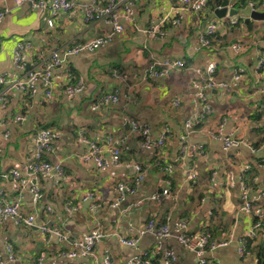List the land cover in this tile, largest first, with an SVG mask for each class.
<instances>
[{
    "label": "crops",
    "instance_id": "0c3cea01",
    "mask_svg": "<svg viewBox=\"0 0 264 264\" xmlns=\"http://www.w3.org/2000/svg\"><path fill=\"white\" fill-rule=\"evenodd\" d=\"M233 2L229 0L230 5ZM169 5V0H139L134 15L130 19H122L124 31L113 41L94 51L70 56L66 64L53 68L58 76L54 77L51 96L45 95L41 82H38L37 90L30 99L21 91L6 94L5 105L0 110V190L3 198L10 200L18 193L22 194L23 212L36 213L39 221L42 219L50 225H59L71 236L85 235L96 221L103 231L112 233V230H117L123 234L127 220L137 223L150 216L173 220L182 211L187 212L185 215L191 228H198L212 220L226 224L223 234L233 228L235 238L247 230L249 216L239 211L242 182L239 173L247 163L257 166L259 175L263 171L260 163L264 157V141H260L262 134L256 128L264 124V108H259V100L264 93V68L256 71L255 64L259 44L263 51L264 18L254 21L250 11L247 15L218 17L213 11L205 20L203 17L207 13L204 9L193 12L178 8L184 14L179 24L172 26L166 23L164 37L147 35L144 27ZM1 7L10 9L0 22V73L9 76L22 73L13 64V47L18 40L31 41V46L24 52V60L27 67H39L52 49L85 41L111 30V26L103 21H84L80 8L58 12L54 23L48 25L46 16L34 11L29 2L16 5L13 0H0ZM258 8L264 11V0ZM212 20L218 22L214 40L208 47H198V33ZM249 21H252L251 25L247 24ZM218 35H221L220 41ZM234 40L244 41L246 49L234 53L229 47ZM168 56L183 57L185 65L172 69L163 77L139 80L134 76L145 70L153 60ZM209 61L215 62V74L219 78L230 79L238 66L244 67V73L230 91L217 88L204 91L211 111L204 114L199 126L185 133L184 119L201 108V104L193 99L196 89L192 80L203 78ZM72 70L77 76H84L85 89L67 97L64 85L71 81L69 72ZM115 70L124 72L128 78L117 79ZM114 87L120 90L119 101L94 108V100ZM175 97L181 98L178 107L172 104ZM256 110L262 113L254 122L250 114ZM15 115H22L23 118L15 121ZM223 117L226 118L224 129L227 132L251 142L256 149L240 145L224 150L218 140L204 132L207 126H215ZM131 118L149 123L153 136H158L165 129L166 144L158 149L142 148L141 138L129 128ZM43 123L60 130V138L55 141L54 150L47 158L61 162L64 175L57 179L37 175L24 185L2 177L4 171L19 167L31 153L32 132L42 127ZM79 129H84L87 136L98 141L109 133L125 135L121 145L122 161L100 169L93 161L83 160L79 154L85 149V144L76 139ZM6 130L9 134L4 138L2 134ZM181 134L185 135L190 146L202 144L200 150L185 157V161L192 163L199 172V180L195 184L184 179L179 162ZM162 159L175 163L170 194L139 205L138 198L151 194L162 185L165 173L156 164ZM131 160L147 165L145 179L136 195L126 197L114 208L110 203L116 194V183L130 179L134 173L126 163ZM212 168L217 171V179L213 183L209 181ZM32 184L39 186L41 197L38 201L33 200ZM86 191L93 192L101 201V208L95 215L90 212L89 203L80 200ZM199 193H202L203 199H197ZM67 200L79 203L78 208L67 212L64 208ZM259 202L264 205V196ZM46 205H51V211L45 209ZM212 207L217 212L211 218ZM122 209L127 211L124 215H121ZM44 235L37 227L17 224L10 219L0 220V261L3 264H92L91 259L56 256L61 244L53 236L46 241ZM8 242L15 253L13 262L7 259L5 244ZM165 242L176 251L175 264L193 262L194 253L174 237ZM155 244V238L147 234L140 239L137 247H128L120 244L116 235L108 234L96 243L94 251L96 257L102 260L105 250L109 249L116 264H126L129 255L148 249L154 264H161L160 254L153 250ZM53 245L57 246L55 252L49 248ZM235 245L232 241L213 250L208 255L209 264H246L250 254L239 257ZM42 250L46 251V256L42 263H38L37 255Z\"/></svg>",
    "mask_w": 264,
    "mask_h": 264
},
{
    "label": "built area",
    "instance_id": "2783aa9c",
    "mask_svg": "<svg viewBox=\"0 0 264 264\" xmlns=\"http://www.w3.org/2000/svg\"><path fill=\"white\" fill-rule=\"evenodd\" d=\"M16 5L24 2H29L31 8L46 16L48 25L54 23V16L60 11H70L77 8L82 10L84 21L98 22L103 21L111 26L110 32L92 37L85 41H76L68 45H62L56 49H52L49 55L42 60L39 67H27L24 60V52L31 46V41L24 39L18 40L13 47V64L18 69L22 70L19 76H9L6 73H0V110L5 105L6 94L10 91H25L31 94L35 93L38 87V82H41L45 88V95L51 96L53 89V80L55 76L53 68L60 67L68 61L70 56L77 55L81 52H91L113 41L116 35L123 33L124 24L122 19H130L136 10L139 0H13ZM169 7L160 12L154 21L144 27V32L152 37L161 38L167 33L165 24L169 23L174 26L180 23L183 19V12L180 9L187 11L199 12L205 5L207 0H169ZM247 5L249 11L258 10L256 3L253 0H248ZM8 7L0 8V22L4 15L9 11ZM251 17V16H250ZM254 21L259 18L251 17ZM218 22L215 20L209 21L206 26L200 30L197 36L198 47H208L216 35ZM264 42V40H263ZM264 44V43H262ZM229 47L234 53L243 52L247 45L242 40L231 41ZM257 60L255 70L259 71L264 65V51H261L260 44L256 48ZM183 57H163L153 60L145 70L136 73L134 76L139 80L148 78H158L167 75L172 69H179L185 65ZM216 64L214 61H209L204 70L202 79L192 80V84L196 91L194 93V101L201 104V108L187 116L184 121L185 133L195 129L204 119V114L211 111V106L207 104L205 90L220 89L230 91L233 85L240 80L244 73V67L238 66L230 79H222L216 76ZM69 72V76H70ZM114 75L117 79L126 80L128 76L121 71L115 70ZM85 89V78L82 75L77 76L72 83L64 85V93L67 97H72L82 92ZM120 99V90L117 87L112 88L99 95L93 102L94 108H100L110 103H117ZM181 98L175 97L172 104L176 107L180 105ZM259 108H264V98L259 103ZM22 115H15L14 120H21ZM226 118L223 117L215 126H207L204 132L213 139L220 142L222 149L228 150L236 148L240 145H245L250 150H255L256 147L249 141L234 135L232 132H227L224 129ZM129 128L132 132L141 138V147L145 149H158L166 144L167 132L165 129L153 136L151 126L145 121L137 118H131L128 121ZM9 131L3 132L2 136L6 138ZM60 131L53 127H39L32 133L33 149L26 157L23 163L16 168L4 171L1 176L6 179H12L21 185L30 183L32 178L37 175H44L52 178H61L64 175V168L59 161H51L47 155L53 152L55 141L60 138ZM125 135L107 134L102 141H98L86 135L84 129L77 131L79 141L85 144V149L79 154L83 160H91L100 169H105L111 164H119L121 160V145L125 140ZM182 144L178 150L179 162L184 172V179L190 183H197L199 180V172L196 167L189 161H185V157L197 152L202 148L201 143L190 144L186 143L185 135L180 136ZM2 148L0 145V152ZM127 165L133 168V175L125 181H118L115 186L116 194L110 205L117 208L121 201L126 197L136 195L141 187L146 173L147 165L139 161H126ZM159 168L165 173L161 179L162 185L147 196L138 198L139 205L147 200H158L163 196H168L171 191V175L175 169V163L171 161H157ZM263 171L254 174L253 181L259 182L260 185L256 189H252L250 185L243 181L242 171L251 167V163L245 164L239 173V178L242 181L239 190L240 205L239 211L246 213L249 216L250 223L247 230L240 236H234L233 228L223 235L214 237L204 227L207 221L201 224L198 228H191L188 217L179 216L170 220L169 218L158 219L155 216H150L141 223L127 220L125 233H119L117 230L110 232L103 231L99 224L92 226L83 236H71L68 232L63 231L59 225L48 224L45 220H38L37 214L30 212L25 213L21 209L22 194L18 193L10 200H6L2 196L0 190V220L10 219L17 224L27 226H36L46 237V241L50 237H55L57 243L61 244L57 249L56 256L62 258H82L91 259L92 264H116L114 255L111 250L106 249L99 260L94 251L96 243L108 234H114L120 244L128 247H137L140 239L144 235H151L155 238L156 244L153 250L160 254L161 264H175L177 254L175 249L168 245L165 240L174 237L178 243L186 249L192 251L195 258L191 264H209L208 255L213 250L220 246L228 245L232 241L236 243L235 250L239 257H244L250 254L247 246V239L256 237L257 229L260 226V221L264 215V205L261 204L260 198L264 196V157L262 163ZM217 179V171L212 168L210 170L209 181L215 182ZM222 184V181H220ZM30 190L33 194V200L38 201L41 197L39 186L32 184ZM204 197L202 196V199ZM201 199V200H202ZM81 201L89 203V210L92 214H97L101 208V201L91 191H86L81 197ZM79 203L67 200L64 203V208L67 212L75 211ZM45 209L51 211V205H46ZM127 211L121 210V215ZM129 213V212H128ZM210 213V212H209ZM8 261L15 260V253L11 243L5 244ZM46 256V251L42 250L37 255V262L42 263ZM126 264H154L153 256L148 249H143L129 255L126 258ZM0 264H3L0 261ZM223 264V263H217Z\"/></svg>",
    "mask_w": 264,
    "mask_h": 264
},
{
    "label": "trees",
    "instance_id": "16d2710c",
    "mask_svg": "<svg viewBox=\"0 0 264 264\" xmlns=\"http://www.w3.org/2000/svg\"><path fill=\"white\" fill-rule=\"evenodd\" d=\"M253 1L256 3L257 7L259 6V4H261L263 2V0H253ZM221 2H222V0H207L206 5L203 8L205 10V13H207V15H205L203 18L205 20L208 19V14L210 15V13H212L214 11V9L221 4ZM247 2H248V0H234L232 5L234 7H241L242 5H245ZM203 9L201 11H203ZM258 10H259V8H258ZM247 24L251 25L252 21H249ZM262 37L264 38V33H263ZM221 39H222L221 35H218V40L220 41ZM224 42H222V43H224ZM262 50L264 51V44H262ZM263 68H264V65L261 67L260 71ZM70 74H71L70 76L72 79H71V81H69V83H72L76 80L77 73L74 70H72V72L70 71ZM21 92H23V91H21ZM24 93L30 99L31 93L25 92V91H24ZM79 93H81V92H79ZM263 98H264V93H263L262 97L260 98L259 103L262 101ZM24 108H25V106H24ZM261 113H262V111L256 110L252 114H250L252 121L257 122L260 118ZM42 127H50V126H48V123H43ZM37 128H39V127H37ZM256 131H258L259 133L262 134L260 141H264V124H259L258 127L256 128ZM258 172H259L258 167L253 165V164L251 165L250 168L244 169L242 171L243 181L245 183H247L248 185H250L253 190L256 189L260 185V181L259 182L253 181L254 174H256ZM172 188H174V186ZM201 195H202V193H199L197 196V199L200 200V198H202ZM216 212H217L216 209L214 207H212L211 213H213V214L211 215V218L215 216ZM185 214H187V212L182 211L179 216L180 217L186 216ZM163 219H165V217ZM204 228L207 231H209L212 236L218 237L219 235L223 234L224 229L226 228V224L217 223L215 221L210 220ZM247 246L250 250V255H249V260L247 259V261H246V264H264V215L261 218L260 226L257 229L256 237L248 238L247 239ZM56 247L57 246L53 245L52 247L50 246L49 248H51V251L55 252Z\"/></svg>",
    "mask_w": 264,
    "mask_h": 264
},
{
    "label": "water",
    "instance_id": "95a60500",
    "mask_svg": "<svg viewBox=\"0 0 264 264\" xmlns=\"http://www.w3.org/2000/svg\"><path fill=\"white\" fill-rule=\"evenodd\" d=\"M248 11H249L248 5H245L242 8L234 7L229 4V0H222L221 4L214 9V13L218 17H222L224 15L227 16H236L239 14L247 15L249 13ZM250 16L262 19L264 18V11L262 10L250 11Z\"/></svg>",
    "mask_w": 264,
    "mask_h": 264
}]
</instances>
